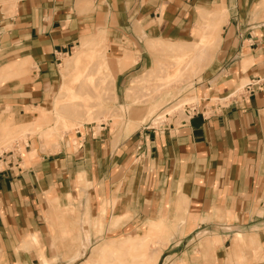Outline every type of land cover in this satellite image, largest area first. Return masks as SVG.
Wrapping results in <instances>:
<instances>
[{
    "label": "crops",
    "instance_id": "0c3cea01",
    "mask_svg": "<svg viewBox=\"0 0 264 264\" xmlns=\"http://www.w3.org/2000/svg\"><path fill=\"white\" fill-rule=\"evenodd\" d=\"M218 20L192 115L3 151L0 264H73L116 220L167 227L164 264H264V0H0V130L47 106L58 61L83 39L101 36L111 58L136 52L114 76L119 100L150 67L147 40L194 42Z\"/></svg>",
    "mask_w": 264,
    "mask_h": 264
},
{
    "label": "rangeland",
    "instance_id": "374dc122",
    "mask_svg": "<svg viewBox=\"0 0 264 264\" xmlns=\"http://www.w3.org/2000/svg\"><path fill=\"white\" fill-rule=\"evenodd\" d=\"M218 21L213 25L216 28L209 29L207 23H202L199 40L194 42L154 39L157 51L150 53L147 40L145 48L150 55V67L137 72L138 76L126 87L125 98L119 100L114 95V76L134 62L135 51L121 48L122 57L111 58L112 53L101 36L86 38L88 45L82 51L78 50L81 48L79 42L58 61L56 87L47 106L36 109L31 122L5 132L0 130V152L12 149L14 142H24L26 138H36L41 145L56 143L64 133L85 124L96 127L107 124L110 130L129 133L141 126H161L182 119L185 107L196 102L194 83L200 79L212 55L203 47L218 41L214 36L221 22ZM63 59H68V63L64 64ZM79 69L87 70V75H78ZM133 124L135 128L131 129ZM123 219L120 221H125ZM117 221L105 228L106 234L99 242L86 244L73 264L85 261L93 248L103 241L106 246L101 259L99 257L101 262L95 264H164V260L158 261V256L165 244L157 241L166 235L167 227L149 224V228H119ZM113 235L121 237L113 238ZM112 239L113 242L122 240L118 242L121 247L117 248ZM75 245L79 248V244Z\"/></svg>",
    "mask_w": 264,
    "mask_h": 264
},
{
    "label": "bare ground",
    "instance_id": "6f19581e",
    "mask_svg": "<svg viewBox=\"0 0 264 264\" xmlns=\"http://www.w3.org/2000/svg\"><path fill=\"white\" fill-rule=\"evenodd\" d=\"M223 20V19H222ZM218 23H219V21H218ZM214 27V26H213ZM214 28H216V27H214ZM219 28V27H218ZM215 30V29H214ZM214 30H213V32H212V34L214 33ZM219 30L220 29H217V30H215V37H219ZM205 38H206V36H205ZM157 40H148V51L151 53V52H154V50H155V47H157L156 46V44H155V42H156ZM88 42H87V40H85V39H83L82 41H80V43H79V45L81 46V48L79 47L78 48V50L79 51H82V50H84V49H86V47H87V44ZM150 45V46H149ZM199 47V46H198ZM214 47H215V45H214V43H213V45H212V43L211 44H208V46H206V47H203V49L205 48V49H207L210 53H212L213 54V52H214ZM194 49V48H193ZM125 50H127L126 48H125ZM151 50V51H150ZM79 51H77V52H79ZM155 51H157V50H155ZM77 52H76V54H74V55H77ZM136 53V52H135ZM191 53V52H190ZM209 53V54H210ZM79 54V53H78ZM208 54V55H209ZM210 56H212L211 54H210ZM72 57V56H71ZM74 57V56H73ZM66 59V58H65ZM65 59H63L64 60V64H67L68 63V59L67 60H65ZM71 59V58H70ZM69 59V60H70ZM129 59V58H128ZM133 61V60H132ZM181 63V62H180ZM130 64V63H129ZM191 65V64H190ZM83 73H86V75H87V70H85V69H79L78 71H77V74L78 75H81V74H83ZM84 75V74H83ZM133 86V85H132ZM177 107V106H176ZM175 108V107H174ZM173 108V109H174ZM170 110H172V109H170ZM170 112V111H169ZM81 128V127H80ZM121 237V236H120ZM111 241V240H110ZM119 241H122V240H116L115 242H113V239H112V242L114 243V245L117 247V248H119V247H121V245H118V242ZM107 242V241H106ZM106 246V244H105V242L103 241V242H101V243H98L94 248H93V250H92V253H90V255L88 256V258L85 260V261H83V262H81L80 264H95V263H97V262H99L100 261V259H101V254H102V252H103V249H104V247ZM114 246V248H116ZM99 257H100V259H99ZM101 262V261H100Z\"/></svg>",
    "mask_w": 264,
    "mask_h": 264
},
{
    "label": "built area",
    "instance_id": "2783aa9c",
    "mask_svg": "<svg viewBox=\"0 0 264 264\" xmlns=\"http://www.w3.org/2000/svg\"><path fill=\"white\" fill-rule=\"evenodd\" d=\"M250 84H247V85H245V87H244V89H243V93L241 92V93H239L238 95H242V94H244V95H246V94H250V92L252 91L251 89H250ZM234 96L235 95H231L230 96V98H234ZM185 108H187V110H185L184 109V114H185V116H190V115H192L193 113H194V111H195V105L194 104H192L190 107H185ZM5 153H8V152H0V162H4V158H3V155L5 154Z\"/></svg>",
    "mask_w": 264,
    "mask_h": 264
}]
</instances>
